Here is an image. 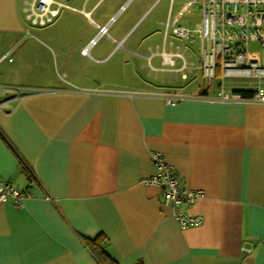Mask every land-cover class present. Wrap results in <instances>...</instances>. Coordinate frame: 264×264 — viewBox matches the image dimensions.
Returning <instances> with one entry per match:
<instances>
[{
  "label": "crops",
  "instance_id": "crops-1",
  "mask_svg": "<svg viewBox=\"0 0 264 264\" xmlns=\"http://www.w3.org/2000/svg\"><path fill=\"white\" fill-rule=\"evenodd\" d=\"M106 1L70 0L64 12L87 27L42 42L32 31L42 26L27 19L30 1L0 0V60L12 59L0 63V179L32 194L20 207L0 201V264H98L84 239L101 235L117 264H264V104L222 103L209 84L177 85L195 65L170 40V25L189 0L173 22L170 0L164 31L149 26L143 36L141 26L111 25L126 0L95 19ZM161 1L141 0V17ZM107 46L143 61L141 85L120 83L132 71L127 59L101 68ZM172 95L182 99L168 102ZM156 152L183 190L205 194L190 210L202 225L182 229L162 191L144 183Z\"/></svg>",
  "mask_w": 264,
  "mask_h": 264
},
{
  "label": "built area",
  "instance_id": "built-area-1",
  "mask_svg": "<svg viewBox=\"0 0 264 264\" xmlns=\"http://www.w3.org/2000/svg\"><path fill=\"white\" fill-rule=\"evenodd\" d=\"M69 1L28 2L25 10L27 19L35 26H47L53 23L64 9L71 8ZM194 4H199L202 11V22L198 29L190 31L178 26L176 22L170 27L175 36L201 41L200 64L204 76L209 82L216 78L218 73L222 78L216 100L222 103L264 104V60L260 53L248 51L250 42L258 43L264 48V0H189L186 7ZM99 33L106 34L107 26L100 28ZM97 39L92 40L91 45H94ZM82 54L87 55L88 48L82 50ZM5 60L12 61L9 53L1 58L0 63ZM186 65L187 62L184 69ZM183 78H186V74H183ZM239 79L245 82L246 87L237 85L235 81ZM226 80L234 81L229 88L225 85ZM245 91H251V96L245 97ZM180 99L182 97L179 95L167 98L168 102ZM4 103L5 101L0 99V108ZM152 162L156 173L144 180V183L162 191L164 205L171 209L173 217L182 229L202 225L204 217L193 215L190 210L205 194L183 190L174 167L166 162L162 154L153 153ZM30 198L32 194L28 190H17L0 179V201H12L20 207L23 200Z\"/></svg>",
  "mask_w": 264,
  "mask_h": 264
},
{
  "label": "rangeland",
  "instance_id": "rangeland-1",
  "mask_svg": "<svg viewBox=\"0 0 264 264\" xmlns=\"http://www.w3.org/2000/svg\"><path fill=\"white\" fill-rule=\"evenodd\" d=\"M31 2V0H29ZM112 0H107L98 10L97 14L94 15L95 19H98L99 21V14H103L106 11L107 3L111 2ZM187 0H175V4L173 6V16L171 18V22L175 19V14L177 11L181 8V6L186 2ZM126 1H123L124 10L123 12L117 16L115 21L111 24L113 25V28L120 27V29H123L124 27H130L132 25H136V27L141 26L140 30L136 33V36H143L144 31L143 28L145 27H155L160 28V30L163 32L164 26L162 23L167 22L168 17V11L170 8V0H162L158 6V8L153 12H148L144 16L141 17L143 10L141 9V0H136L133 4V0H131L128 4H126ZM116 4V3H115ZM112 4V5H115ZM75 6V5H74ZM110 7V5H109ZM115 16V15H114ZM109 19V16L104 15L102 18V23H106V21ZM113 21V20H112ZM110 22V20H109ZM108 22V23H109ZM202 22V11L200 9L199 4H194L190 9H188L183 17L179 20L178 26L185 27L186 29L193 31L195 29H198L200 24ZM107 24V23H106ZM72 26H81L82 28L87 27V23L84 19L77 16L76 14L63 10L62 15H60L58 18L54 20L52 24L47 25L46 27H38L32 29L33 34L35 33L34 30H38L39 33H35V35L38 36L40 41L42 42H50V40H64L65 35L66 36H73L72 33H58L57 31H66L69 27ZM125 30V29H124ZM36 38V39H38ZM31 40H35L34 37L30 36ZM170 40L175 44V46H179L182 49L187 50L186 56H192V58L189 59V62L193 63L195 66H193V73H188L185 71L188 79H181L180 83L177 84L179 87H190L193 86V89L195 88H204L206 85L209 84V94L210 95H216L219 91V85L222 82V79L220 76L211 79L210 82L207 80V78L204 76L203 70L201 69V41L196 38H192L190 40H185L183 38H180L178 36H175L171 34ZM103 40L101 42V45L104 44ZM113 46H107L103 48L104 53H107L110 51L111 54V61L108 64L101 65V68L105 70L113 63H118L119 61L127 59L128 62H132V66H128L129 69L132 71L129 73V76L127 80L120 79V83H129L134 85H141L142 81L147 78V69H143L142 63L143 61L138 59L137 57H133L128 55L125 51L122 49H115L112 48ZM112 48V49H111ZM248 51L249 52H258L261 55V58L264 60V48L260 46L258 43H252L250 42L248 45ZM127 56V58H126ZM131 65V64H130ZM4 63L0 64V73L3 71ZM59 73H62V70H58ZM119 75L120 78L124 74V67L119 66ZM180 76V75H179ZM181 78V76H180ZM246 81V80H245ZM254 81V80H253ZM233 80H227L226 84L227 86H230L231 83H233ZM239 87L245 86V82L241 81H235ZM248 82V81H247ZM255 86V85H254ZM188 91H191L189 88Z\"/></svg>",
  "mask_w": 264,
  "mask_h": 264
},
{
  "label": "trees",
  "instance_id": "trees-1",
  "mask_svg": "<svg viewBox=\"0 0 264 264\" xmlns=\"http://www.w3.org/2000/svg\"><path fill=\"white\" fill-rule=\"evenodd\" d=\"M251 93V91H245L243 95L245 97H249L251 96ZM84 243L98 264H117L116 261L106 251L109 242L104 235L98 236L95 239H84Z\"/></svg>",
  "mask_w": 264,
  "mask_h": 264
},
{
  "label": "flooded vegetation",
  "instance_id": "flooded-vegetation-1",
  "mask_svg": "<svg viewBox=\"0 0 264 264\" xmlns=\"http://www.w3.org/2000/svg\"><path fill=\"white\" fill-rule=\"evenodd\" d=\"M183 74H185V73H182V77H183ZM186 78H187V76H186Z\"/></svg>",
  "mask_w": 264,
  "mask_h": 264
}]
</instances>
